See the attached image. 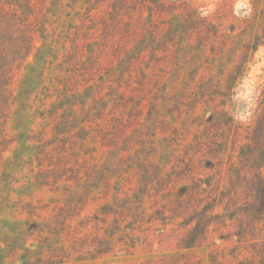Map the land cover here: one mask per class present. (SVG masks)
<instances>
[{
  "label": "rangeland",
  "instance_id": "1",
  "mask_svg": "<svg viewBox=\"0 0 264 264\" xmlns=\"http://www.w3.org/2000/svg\"><path fill=\"white\" fill-rule=\"evenodd\" d=\"M263 82L264 0H0V264H229Z\"/></svg>",
  "mask_w": 264,
  "mask_h": 264
},
{
  "label": "trees",
  "instance_id": "2",
  "mask_svg": "<svg viewBox=\"0 0 264 264\" xmlns=\"http://www.w3.org/2000/svg\"><path fill=\"white\" fill-rule=\"evenodd\" d=\"M262 98L259 104L263 103L261 107L262 113H264V82L260 84ZM258 115V107L252 109V114L250 116L251 120H254V116ZM262 116V114H261ZM264 136V135H263ZM263 164H264V152H263ZM259 218L255 223L247 222L246 228L247 233H245V227L237 233L238 248L234 251L228 253L230 258L223 255V260L229 264H264V180L261 181L260 185V195H259ZM247 219L248 216H246ZM243 241V243H240Z\"/></svg>",
  "mask_w": 264,
  "mask_h": 264
}]
</instances>
